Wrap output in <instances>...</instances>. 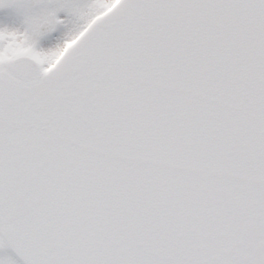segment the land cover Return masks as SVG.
I'll list each match as a JSON object with an SVG mask.
<instances>
[{"label":"snow or ice","instance_id":"obj_1","mask_svg":"<svg viewBox=\"0 0 264 264\" xmlns=\"http://www.w3.org/2000/svg\"><path fill=\"white\" fill-rule=\"evenodd\" d=\"M0 10V264H264V0Z\"/></svg>","mask_w":264,"mask_h":264},{"label":"flooded vegetation","instance_id":"obj_2","mask_svg":"<svg viewBox=\"0 0 264 264\" xmlns=\"http://www.w3.org/2000/svg\"><path fill=\"white\" fill-rule=\"evenodd\" d=\"M61 18H64V14H61ZM11 19V13L8 10H0V25L9 23ZM18 26V22H17ZM68 27H71V24H68ZM66 29L64 27H61L57 33H54V36H60L62 35Z\"/></svg>","mask_w":264,"mask_h":264}]
</instances>
